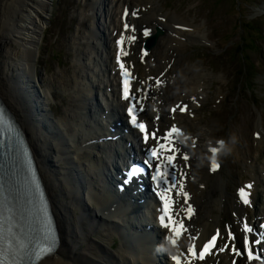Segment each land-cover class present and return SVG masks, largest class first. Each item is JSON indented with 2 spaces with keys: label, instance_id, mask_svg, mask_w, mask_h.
Returning <instances> with one entry per match:
<instances>
[{
  "label": "bare ground",
  "instance_id": "1",
  "mask_svg": "<svg viewBox=\"0 0 264 264\" xmlns=\"http://www.w3.org/2000/svg\"><path fill=\"white\" fill-rule=\"evenodd\" d=\"M51 3L53 5V0H0V98L27 135L59 228L58 250L40 264H151L153 249L148 242L150 235L137 219L140 215L147 224H156L157 212L145 205L142 211L131 209L129 201L127 206L123 204L120 201H123L122 197L111 194L105 175L106 171L112 169L114 151L124 153L121 139L111 135L107 123L111 117L121 116L125 119L123 113L127 102L119 97L120 63L115 60L117 46L114 41L125 31L120 19L123 6L132 2L92 1L93 10L103 6L100 11L103 28L102 31L88 29L78 38V42V39L73 40L77 47L87 50L82 53L77 49L75 64L78 72L71 77L60 74L57 79L52 78L59 89L76 102L69 104L67 113L58 119L51 118L46 109L48 98L35 90L38 81H41L40 75H37V56L49 22ZM157 11V14L150 11L154 16L148 24L161 27L166 35L159 38L148 56L154 59L155 75L149 78L151 73H148V68L137 75L139 67L132 59L130 48L129 51L124 49L128 54L122 56V62L134 69L132 90L134 95L141 96L144 109L139 115L147 127L160 131L163 126L179 122L183 128H187L185 134L188 137L177 141V165L180 168L176 173L185 176L186 181L178 178L176 188L181 190L180 184H183V192L188 193L189 199L185 202L182 193L172 196L178 201L174 207L178 214L176 217L183 219L188 234L197 239L189 241L182 237L180 244L183 247L176 248L166 239L169 231L159 227L158 233L162 235L164 247L162 254L165 262L162 264H175L172 255L181 252L188 255L186 249L190 243H194L199 251L214 235L217 240L212 252L204 260L190 257L192 264H260L258 260L247 258V248L251 247L254 255H260L264 242V228L261 227L264 222V163H260L257 153V144L264 145L262 117L257 122L254 120L246 137L239 135L240 140H237L235 135L228 139L219 137L217 134L221 132V127L215 123L207 125L202 122L188 131L190 128L183 123L179 109L173 113L168 111L182 101L190 104L188 111L191 113L203 100L206 73L196 71V68L182 72L177 54L172 53L170 48L188 41H201L205 34L197 32L196 25L179 22L174 14L163 13L159 6ZM146 14L142 13V16L146 17ZM130 21L142 24L144 19L133 20L130 17ZM178 25L187 29L182 30L176 27ZM167 63H171L170 66ZM159 73H162L159 78L162 83L156 85L155 77ZM52 80L44 82L43 93L48 97H52ZM145 85L150 89L144 100L142 93ZM94 92L100 98V109L94 108L90 101ZM126 136L135 150L141 149L143 144L137 130L131 129ZM220 141L224 142L223 145L231 146L229 150L222 147V152L220 150L216 157L229 151L234 158L241 160L243 169L250 174L248 181L236 182L233 186L238 192L240 188L251 185L250 189H246L249 201L259 203L254 210H250L237 193L227 191V184L232 180L218 173L220 167L212 177L211 161L208 162L209 167L204 168L206 165L203 164L207 161L203 157H212L210 148H220ZM181 153L188 155L189 159L185 161ZM256 184L262 187V192L255 187ZM217 191L218 195L213 197ZM189 204L193 209L190 219L182 211ZM133 210H136L134 214ZM254 214L258 226L253 219ZM225 218L227 225L222 227ZM119 223L124 225L127 235L119 233L116 226ZM246 225L251 231L246 229ZM114 236L120 237L118 246H115ZM237 252L242 254L238 255Z\"/></svg>",
  "mask_w": 264,
  "mask_h": 264
},
{
  "label": "rangeland",
  "instance_id": "2",
  "mask_svg": "<svg viewBox=\"0 0 264 264\" xmlns=\"http://www.w3.org/2000/svg\"><path fill=\"white\" fill-rule=\"evenodd\" d=\"M92 1L53 0V5L51 3L49 22L43 32L36 64L37 75L43 83L57 79L60 74L71 77L79 71L75 64L77 49L82 53L87 50L77 47L73 40L76 41L94 22L90 11ZM131 1L139 11L150 8L157 14L159 6L163 13L174 14L179 22L196 25V31L205 34L201 41H188L170 48L177 54L182 72L196 68V71L206 73L201 104L194 114L181 115L188 123V130L192 131L202 122L207 125L215 123L221 127L219 137L228 139L235 135L240 140L239 135L246 137L254 120L257 122L260 116L264 127V0ZM153 14L147 13L145 18L150 19ZM137 48L138 45L133 52L140 73L145 61L137 60ZM147 62L150 72L155 73L154 62L150 59ZM52 83L50 92L58 119L67 113L69 104L76 102L53 80ZM230 146L223 145V149L229 150ZM257 153L260 163H264L263 144H257ZM220 157L222 164L218 173L232 180L227 184V191L232 193L235 191L233 184L247 181L250 174L243 169L241 160L234 158L229 151ZM203 165L208 167L207 162ZM212 176L213 172L210 173ZM256 188L262 192V187ZM217 195L218 191L213 193V197ZM253 204L259 203L254 201Z\"/></svg>",
  "mask_w": 264,
  "mask_h": 264
},
{
  "label": "snow or ice",
  "instance_id": "3",
  "mask_svg": "<svg viewBox=\"0 0 264 264\" xmlns=\"http://www.w3.org/2000/svg\"><path fill=\"white\" fill-rule=\"evenodd\" d=\"M125 16L128 15V12L125 11ZM132 15H135V13H132ZM125 30L129 29V24L125 23L124 25ZM148 32H145V35H147ZM129 39H135V37H129ZM124 37L121 36V38L117 41V44L119 46V52L120 55L126 56L128 53L124 50ZM147 53H145L146 55ZM120 55H118V63H120V68L125 76V79L123 80V98L125 100L130 101V106L128 107L127 111L131 118V122L133 125L140 129L142 133H144V139L145 142L148 141L149 138L156 139V133L152 132L149 133L147 126L145 123H143L141 120H138V114L139 112L143 111V106L139 99H136L134 96L130 85L131 80L128 78L130 76V73L128 72L127 68L125 67V64L120 61ZM156 85H160L162 83L161 80L157 79L155 81ZM134 101V102H133ZM179 109L181 112H187L188 108L187 106H179L177 105L171 111L175 112ZM5 122V114L3 110H0V125H3ZM181 129L173 125L171 129L168 131V133L163 137V139L170 141L171 147H167L163 144L159 145L158 147H153L150 149V156L148 159H145L144 164L148 166V168L153 167V160H160L161 159V152L162 151H168L173 153V155H168L164 157L166 159L167 164L170 166H175V153L179 152V148L177 146V141L174 139V137H178L181 135ZM259 135V134H257ZM220 148L218 147H211L210 151L213 154L212 160H211V170L215 171L220 167V164L216 160V154L221 150L223 147L224 142L220 141ZM183 159L187 161L189 159L188 155L181 153ZM145 171L144 168H138L133 167L130 169L128 178L125 181V183L130 182L131 179L135 176H137L138 173H143ZM170 173H167L164 168L160 164L155 165V173L152 176V179L156 181L157 188H162V192H160L161 200L163 201V208H162V214L159 217L160 223L163 227H165L170 235L166 238L167 241L176 248L183 247L182 244H180V240L182 237L186 238L189 241H195L197 239L196 236H193L191 234H188V229L184 224L183 219L174 218V215H178L174 213V207L178 203V201L171 200L168 197L167 193L171 192L173 188L176 187V182H172L169 187H163V185L168 184V176ZM251 185H246L239 189V195L244 204L250 203L248 198V192L246 189H250ZM181 192L177 193L183 194L185 197V202L189 199L188 193L183 192V184H180ZM187 214V218H191V215L193 214L192 206L189 204L186 209H182ZM247 229V225L245 226ZM248 231H251V229H247ZM216 240L217 236L214 235L211 237L210 240H208L206 243L202 245V247L197 250V246L194 243H190L187 246V253L188 255H185L183 252H181L179 255H172L171 259L175 262V264H192V259H198V260H204L205 256L210 254L212 252V249L216 246ZM256 243H259L257 241ZM223 251V249H220ZM235 251V249H233ZM56 251V244L54 240H46L44 245L39 247L38 249L30 248L28 245L13 241L11 239L5 240L4 236V225L3 222H0V264H40L41 261L44 260L45 257L51 256ZM238 255L242 254L240 252H237ZM191 257V258H190ZM183 258V259H182ZM247 258L249 260H260L261 257L259 255H254L253 250L251 247L247 248Z\"/></svg>",
  "mask_w": 264,
  "mask_h": 264
}]
</instances>
